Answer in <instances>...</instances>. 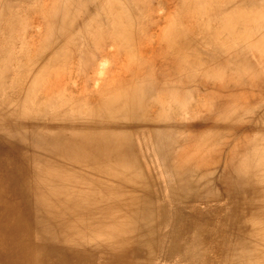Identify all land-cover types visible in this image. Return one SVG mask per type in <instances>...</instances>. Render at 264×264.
Wrapping results in <instances>:
<instances>
[{
  "label": "bare ground",
  "instance_id": "bare-ground-1",
  "mask_svg": "<svg viewBox=\"0 0 264 264\" xmlns=\"http://www.w3.org/2000/svg\"><path fill=\"white\" fill-rule=\"evenodd\" d=\"M0 264H264V0H0Z\"/></svg>",
  "mask_w": 264,
  "mask_h": 264
},
{
  "label": "rangeland",
  "instance_id": "rangeland-1",
  "mask_svg": "<svg viewBox=\"0 0 264 264\" xmlns=\"http://www.w3.org/2000/svg\"><path fill=\"white\" fill-rule=\"evenodd\" d=\"M157 5L156 6H158V7H160L159 5V2H157L156 3ZM161 12H163V9L162 10H159V13H161ZM34 26H38V24H35ZM111 48V46H109L108 47V49H110ZM100 61L102 62L101 64H100ZM103 63H105V59H100L98 62H97V64H96V66H95V68H94V72H92L90 75H93V74H95L96 76H95V84L94 83H92V87H94V88H98V83L100 82L99 80H100V78H102L103 76L101 75H99L100 73H98V72H102L103 70H105V69H107L108 67H109V65L107 64V65H104V67H103ZM99 64H100V66H99ZM72 66H76V64H73ZM100 67H102V68H100ZM100 68V69H99ZM71 69L72 68H69V70H67V72L68 71H71ZM96 69V70H95ZM75 70V69H74ZM94 76V75H93ZM99 76V77H98Z\"/></svg>",
  "mask_w": 264,
  "mask_h": 264
}]
</instances>
